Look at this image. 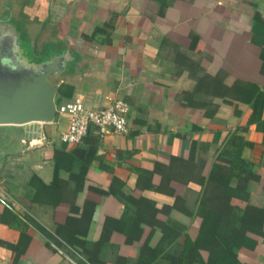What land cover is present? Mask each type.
I'll use <instances>...</instances> for the list:
<instances>
[{
  "label": "crops",
  "instance_id": "1",
  "mask_svg": "<svg viewBox=\"0 0 264 264\" xmlns=\"http://www.w3.org/2000/svg\"><path fill=\"white\" fill-rule=\"evenodd\" d=\"M0 40L30 61L62 57L48 78L70 88L58 104L128 108L124 132L90 127L76 144L59 140L65 115L0 125V264L178 255L233 136L264 202V0H0ZM241 84L256 88L247 100ZM261 231L240 263L264 264Z\"/></svg>",
  "mask_w": 264,
  "mask_h": 264
},
{
  "label": "trees",
  "instance_id": "2",
  "mask_svg": "<svg viewBox=\"0 0 264 264\" xmlns=\"http://www.w3.org/2000/svg\"><path fill=\"white\" fill-rule=\"evenodd\" d=\"M255 89L252 84H241L235 87V95L247 100L240 94L252 96ZM69 93L70 88L59 85L56 105L61 96ZM240 147L241 139L237 136L224 142L218 154L221 160L213 163L203 198L198 202L197 215L193 219L195 228L184 233L178 255L172 253V248L164 253L150 249L154 262L149 264H242L237 252L252 250L257 243L255 236L262 235L264 202L255 193L259 176L251 172L250 163L240 157ZM210 198L216 200L217 206H208ZM123 233L129 237L128 231Z\"/></svg>",
  "mask_w": 264,
  "mask_h": 264
},
{
  "label": "water",
  "instance_id": "3",
  "mask_svg": "<svg viewBox=\"0 0 264 264\" xmlns=\"http://www.w3.org/2000/svg\"><path fill=\"white\" fill-rule=\"evenodd\" d=\"M63 70L60 56L30 61L0 40V125L52 122L57 87L48 78Z\"/></svg>",
  "mask_w": 264,
  "mask_h": 264
},
{
  "label": "built area",
  "instance_id": "4",
  "mask_svg": "<svg viewBox=\"0 0 264 264\" xmlns=\"http://www.w3.org/2000/svg\"><path fill=\"white\" fill-rule=\"evenodd\" d=\"M127 110V105L119 99L107 106H100L96 99L75 95L55 107V116L65 115L68 119L66 128L59 132V140L68 144L79 143L90 127L99 135L109 129L117 133L124 132Z\"/></svg>",
  "mask_w": 264,
  "mask_h": 264
},
{
  "label": "rangeland",
  "instance_id": "5",
  "mask_svg": "<svg viewBox=\"0 0 264 264\" xmlns=\"http://www.w3.org/2000/svg\"><path fill=\"white\" fill-rule=\"evenodd\" d=\"M39 43H43V41H40ZM36 46H37V45H36ZM38 46H39V45H38ZM38 46H37L38 49L36 48L37 51H38V52L43 51V48H40V47H38ZM27 51H28L27 54H28L29 56H31L32 59L36 60L35 57H34V55H32V49H31V48H28ZM44 51H45V50H44ZM48 81L50 82V80H48Z\"/></svg>",
  "mask_w": 264,
  "mask_h": 264
}]
</instances>
